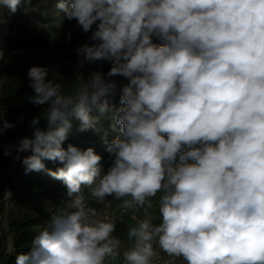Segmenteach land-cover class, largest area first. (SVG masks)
Returning a JSON list of instances; mask_svg holds the SVG:
<instances>
[{
	"label": "clouds",
	"instance_id": "9594fccd",
	"mask_svg": "<svg viewBox=\"0 0 264 264\" xmlns=\"http://www.w3.org/2000/svg\"><path fill=\"white\" fill-rule=\"evenodd\" d=\"M22 3L31 0H0V14H14ZM56 7L65 16L57 14L49 30L75 19L96 42L75 49L78 63L108 59L112 67L86 80L78 74L71 92L47 67L27 72L32 94L25 98L45 106L47 127L34 117L32 137L5 145L3 154L15 149L26 173L46 170V160L61 163L47 171L70 199L16 264L115 258L116 219L87 205L108 197L123 212L145 211L128 231L133 245L124 264H153L154 246L170 258L165 264H264V0H58ZM115 76L128 79L119 88L125 106L110 117L123 138L105 140L111 165L104 173L93 148L62 145L71 117L80 131L98 130L90 113L108 110ZM5 115L0 110V135L16 127ZM22 152L31 154L21 159ZM158 193L153 223L148 209ZM11 196L0 193V203Z\"/></svg>",
	"mask_w": 264,
	"mask_h": 264
},
{
	"label": "trees",
	"instance_id": "16d2710c",
	"mask_svg": "<svg viewBox=\"0 0 264 264\" xmlns=\"http://www.w3.org/2000/svg\"><path fill=\"white\" fill-rule=\"evenodd\" d=\"M57 2L58 0H31L30 4L22 3L14 14L6 11L0 14V52L4 56L13 50L21 52L18 56L10 57L8 61L9 75L16 85L0 96V110H6L5 119L16 124L9 132L12 137L34 116L46 111L45 106H34L25 98L26 94H32L27 76L30 67H47L49 78L61 82L73 80L74 74H79L86 80L93 71L108 72L112 67V61L108 59L85 62L83 66L78 63L75 49L84 44L91 46L96 42L90 40L91 32H82L75 19L64 18L62 27L56 33L48 32L50 21L65 16L57 9ZM15 25L23 28L20 36L12 43L10 31ZM40 27L47 28V32L40 34L38 29L36 34L34 31ZM153 43L160 45L162 41ZM121 77L115 76L112 79L119 85ZM120 96L121 93L109 98V108L104 113L96 108L90 113L92 117L98 118V130L80 131V121L71 117V128L62 146L65 149L69 144L81 150L93 148L101 156L100 164L103 168L111 160L106 151L105 140L110 143L117 136L123 138L119 126L115 131L110 127L112 114L125 106L121 104ZM21 116L23 120L17 122ZM177 158L179 159V155ZM187 162L193 163L192 160ZM44 163L46 170L38 172L26 173L23 165L17 166L9 177L4 178L5 183L0 182V193L6 190L12 193L8 202L0 203V216L6 220V230L3 229V220H0V264H16L17 254L30 251L33 239L42 228L49 225L48 221L58 211V206L61 204L62 207L70 199L64 183L50 176L47 171H55L63 165L47 160ZM83 191L88 193L86 187H83ZM124 233V225L117 223L113 235L120 240V246ZM164 255L166 259H170L165 253ZM176 264H184V261L177 260Z\"/></svg>",
	"mask_w": 264,
	"mask_h": 264
},
{
	"label": "rangeland",
	"instance_id": "374dc122",
	"mask_svg": "<svg viewBox=\"0 0 264 264\" xmlns=\"http://www.w3.org/2000/svg\"><path fill=\"white\" fill-rule=\"evenodd\" d=\"M22 28H23V26L15 25L13 27V29L10 31V40L12 43H14L16 41V39L20 36ZM38 29H39V31H38ZM57 30L58 29L55 30L53 28L52 30H50L48 32H52V33L55 32L56 33ZM37 31L40 34H45L47 32V28L44 29V27H40V28H37V30H35L34 32L37 34ZM155 41H161V40L154 37L153 42H155ZM20 53L21 52L13 50V51L9 52V54H7L5 56L3 55V57L0 58V96L3 95L4 93H6L8 88L14 87L16 85V82L9 75L8 61H9L10 57L18 56ZM103 73H107V72H103ZM76 78H77V74H74L73 80L63 82L66 85V91L71 92L74 90L73 85L75 84ZM122 79H123V77H121V79H120L118 90L115 93L116 95L121 93L119 88H122L124 85L127 84V82H125V84H122ZM37 116L41 117V120H40L38 127L42 128V129H46L47 124H46V120L43 118V114H37L34 117H37ZM31 120H30V122H31ZM30 122L25 127H23L20 131H18L16 134H14L13 137L11 135H9V132L11 131V129L7 130L3 135H0V182L2 181L4 183L6 171L8 170V167L10 166V163L13 160V156L15 154H17L15 149H13L11 156H4L3 147L9 143H13V144L18 143V141L23 137L31 138L34 129H33V127L30 126ZM0 126H2V124H0ZM30 154H31L30 152H22L19 156L22 159L24 156L30 155ZM178 163H180V161L177 158L176 161L174 162V166H175V164H178ZM20 165H22L21 160L17 159L15 166L17 167ZM110 165H111V160L103 167L104 173L107 172ZM16 167H15V169H16ZM159 196H160V194L158 193L157 197L153 199V203L158 199ZM106 202H108L112 206H117L120 204V201L113 200L112 197H108ZM60 208H61V204L58 206V210ZM50 222H51V220L48 221L49 224H50ZM3 226H4V230H6V225H5L4 220H3Z\"/></svg>",
	"mask_w": 264,
	"mask_h": 264
},
{
	"label": "built area",
	"instance_id": "2783aa9c",
	"mask_svg": "<svg viewBox=\"0 0 264 264\" xmlns=\"http://www.w3.org/2000/svg\"><path fill=\"white\" fill-rule=\"evenodd\" d=\"M115 96H116V94H114L110 98L115 97ZM4 183H5V181H4ZM67 201H65L63 203L62 207L65 206V203ZM87 205L89 207H91L88 203H87ZM103 205L105 207L104 210H99V209H96L94 207H92V208L96 209L98 212L106 213L109 216L114 217L116 219L117 223H120V224H123V225H126L127 223H131V224L136 226L137 222L139 220H142V219L145 218V211H144L143 208L138 209V210L133 209V210H128L127 212H123V210L120 209L119 206L109 207V203L108 202H105V204H103ZM148 212L151 213L155 217V219L153 220V223H159L160 214H159V211H158V207H154L153 206L151 209H148ZM3 229H4V226H3ZM154 247H156L157 251L159 252V258L157 260H155L153 262V264H161L162 260H163L164 252L161 251L158 248V246H154ZM120 264H124V260H122Z\"/></svg>",
	"mask_w": 264,
	"mask_h": 264
},
{
	"label": "crops",
	"instance_id": "0c3cea01",
	"mask_svg": "<svg viewBox=\"0 0 264 264\" xmlns=\"http://www.w3.org/2000/svg\"><path fill=\"white\" fill-rule=\"evenodd\" d=\"M158 199H159V197H158ZM158 199L153 203L154 207H158ZM87 203L91 207H94L96 209H99V210H104L105 209L103 204H98L92 199H89L87 201ZM117 206H119V205H117ZM109 207H115V206H112V205L109 204ZM124 227H125V233L121 237L122 245L119 246V249H118L119 255H117L115 258H112V257L108 258L106 260L105 264H120L121 261L124 260L123 253L125 251L129 250L132 247L133 240L128 237V231H129L130 228L135 227V225H133L131 223H127L126 225H124ZM167 260L168 259H166L165 255H163V260H162L161 264H165V262Z\"/></svg>",
	"mask_w": 264,
	"mask_h": 264
},
{
	"label": "water",
	"instance_id": "95a60500",
	"mask_svg": "<svg viewBox=\"0 0 264 264\" xmlns=\"http://www.w3.org/2000/svg\"><path fill=\"white\" fill-rule=\"evenodd\" d=\"M124 78V77H123ZM16 166H12V162L10 163V166L8 167V170L6 171L5 177H9L15 170Z\"/></svg>",
	"mask_w": 264,
	"mask_h": 264
},
{
	"label": "bare ground",
	"instance_id": "6f19581e",
	"mask_svg": "<svg viewBox=\"0 0 264 264\" xmlns=\"http://www.w3.org/2000/svg\"><path fill=\"white\" fill-rule=\"evenodd\" d=\"M125 82H127V78H123V79H122V84H125ZM20 154H21V153H19V155H20ZM16 155H17V154H15V155L13 156L12 166H13V165H14V166L16 165V160H17V159H15Z\"/></svg>",
	"mask_w": 264,
	"mask_h": 264
}]
</instances>
